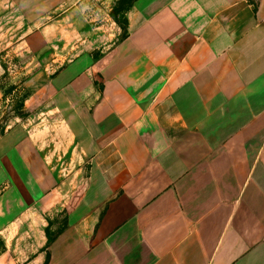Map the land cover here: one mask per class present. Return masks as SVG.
I'll use <instances>...</instances> for the list:
<instances>
[{
    "label": "crops",
    "instance_id": "0c3cea01",
    "mask_svg": "<svg viewBox=\"0 0 264 264\" xmlns=\"http://www.w3.org/2000/svg\"><path fill=\"white\" fill-rule=\"evenodd\" d=\"M0 55V264H264V0H0Z\"/></svg>",
    "mask_w": 264,
    "mask_h": 264
},
{
    "label": "rangeland",
    "instance_id": "374dc122",
    "mask_svg": "<svg viewBox=\"0 0 264 264\" xmlns=\"http://www.w3.org/2000/svg\"><path fill=\"white\" fill-rule=\"evenodd\" d=\"M121 0H88L90 9H92L96 21L99 24L107 25V19H114V11L119 7ZM124 12L119 15V21L123 20ZM116 21V20H115ZM117 22V21H116ZM118 23V22H117ZM119 24V23H118ZM1 57L0 55V90L4 92L3 100L0 99V132L4 131L12 122L14 117L18 116L19 87L26 73L31 68V62L28 57ZM14 99V100H12ZM57 128L46 129L42 135L45 140L44 145L47 152L53 157L60 155L68 140L65 136L59 135ZM67 142V143H66ZM49 147V148H48ZM70 165L60 167L64 181V188L67 195H76L81 191L85 180V174H76L75 170H71ZM6 249L4 238L0 236V256Z\"/></svg>",
    "mask_w": 264,
    "mask_h": 264
},
{
    "label": "trees",
    "instance_id": "16d2710c",
    "mask_svg": "<svg viewBox=\"0 0 264 264\" xmlns=\"http://www.w3.org/2000/svg\"><path fill=\"white\" fill-rule=\"evenodd\" d=\"M135 0H121L120 3H119V7L114 11L113 15L115 17V20L119 23V24H122V21H119V15L124 12L128 7H130L133 2ZM18 116H20L21 118H24L26 117V114L22 111V105H20V107H18ZM48 238H49V244L52 243L53 241V238L51 237V234L49 233V230H48Z\"/></svg>",
    "mask_w": 264,
    "mask_h": 264
}]
</instances>
